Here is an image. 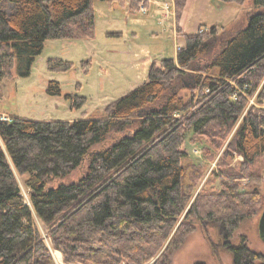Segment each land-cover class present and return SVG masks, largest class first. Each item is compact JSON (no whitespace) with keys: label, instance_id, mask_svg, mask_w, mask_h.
Segmentation results:
<instances>
[{"label":"trees","instance_id":"obj_1","mask_svg":"<svg viewBox=\"0 0 264 264\" xmlns=\"http://www.w3.org/2000/svg\"><path fill=\"white\" fill-rule=\"evenodd\" d=\"M188 1L175 0L177 21ZM94 4L0 0V95L16 62L19 74H30L47 39L94 36ZM254 6L233 32L215 25L185 33L178 26L186 42L177 58L153 62L145 82L109 103L101 118L0 115V264H58L37 217L65 264H170L204 221L221 226L235 264H264L246 235L233 240L264 210V172L254 167L264 154V0ZM48 61L54 71L74 66ZM49 85L50 94L62 92L58 81ZM66 96L73 108L87 100ZM187 141L200 144L209 162L221 154L209 177L189 157ZM235 153L244 160L222 165ZM86 159L79 181L52 185ZM25 175L29 200L18 178ZM247 177L252 187L244 189L240 179Z\"/></svg>","mask_w":264,"mask_h":264},{"label":"rangeland","instance_id":"obj_2","mask_svg":"<svg viewBox=\"0 0 264 264\" xmlns=\"http://www.w3.org/2000/svg\"><path fill=\"white\" fill-rule=\"evenodd\" d=\"M94 1L96 13L94 36L78 39L67 37L47 39L43 51L32 61L29 75L19 74L16 62L12 70L13 76L3 79L1 84V117L7 116L11 119L13 116H19L31 120L68 121L101 118L109 103L145 82L153 62L159 63L163 58L175 57L178 49L182 47L176 44L172 33L173 21L170 17L177 18L175 0H139L138 6L133 8V11L129 8L128 0L123 6L105 0ZM142 2L148 6L149 11L146 13L139 9ZM239 4L243 6L239 21L233 24L229 22L205 24L197 31L200 29L205 31L215 25L228 32L240 29L248 22L249 12L254 10L255 6L254 0H246L245 3ZM167 5L170 7L167 8ZM5 8L10 12L13 10L9 3L5 4ZM156 12L158 15L155 14ZM176 28V32L180 34L178 25ZM55 58L71 61L74 66L67 71L51 70L48 60ZM196 71L198 70L194 72ZM51 81H58L61 84V93L52 95L48 92ZM191 92L186 89L182 94L187 95L188 98ZM69 93L83 95L87 100L80 108H73L71 99L66 96ZM196 93L199 94V91L197 90ZM251 102L255 104L256 99L251 98ZM187 149L191 160L201 164L205 169L206 178L212 174L213 168L218 167V158L221 154L216 160L209 162L204 159L200 144L198 146L187 141ZM238 155L235 153L233 160L228 158L222 165L235 167L244 160L238 158ZM88 166L86 159L81 167L55 180L52 185L79 181L87 172ZM254 167H259L264 172V154L260 156ZM26 177L27 175L18 178L25 198L29 200V190L25 185ZM249 180V177L240 179L244 189L252 187ZM36 223L52 248L57 263L65 264L62 253L52 245L47 225L39 217L36 218ZM219 227L221 226H218V229L222 236ZM242 234L246 235L251 248L263 255L261 261L264 262V210L244 221L233 240L236 241L235 238ZM218 239L212 223L204 221L198 224L196 231L192 232L185 243L173 253L170 264H235L228 247L217 245Z\"/></svg>","mask_w":264,"mask_h":264},{"label":"crops","instance_id":"obj_3","mask_svg":"<svg viewBox=\"0 0 264 264\" xmlns=\"http://www.w3.org/2000/svg\"><path fill=\"white\" fill-rule=\"evenodd\" d=\"M128 2L130 10L133 11L131 6L132 0H128ZM242 10L243 6L240 4L225 3L221 0H189L179 20V24L176 21V17H170L173 21L172 33L174 34L176 44L183 47L186 42L184 35L176 32L177 25L185 33H194L199 27L205 26V24H217L219 22L233 24L241 19ZM155 14L158 15L157 12ZM178 40L181 41L179 42ZM176 55L174 56L177 57Z\"/></svg>","mask_w":264,"mask_h":264},{"label":"flooded vegetation","instance_id":"obj_4","mask_svg":"<svg viewBox=\"0 0 264 264\" xmlns=\"http://www.w3.org/2000/svg\"><path fill=\"white\" fill-rule=\"evenodd\" d=\"M208 223H212L213 224V229H214V231L216 232V235H218V243H217V245H224V247H226L227 246V244H226V241L225 240H223V238L221 237V234H220V231H219V229H218V225L216 224V222H208ZM220 234V235H219Z\"/></svg>","mask_w":264,"mask_h":264},{"label":"built area","instance_id":"obj_5","mask_svg":"<svg viewBox=\"0 0 264 264\" xmlns=\"http://www.w3.org/2000/svg\"><path fill=\"white\" fill-rule=\"evenodd\" d=\"M166 7L169 8L170 5H167ZM139 9H140L141 11L145 12V13L149 11V10H148V6L145 5V2L140 3V8H139ZM200 31H203V30L200 29ZM2 119L10 120V118H8L7 116H2ZM237 157H238V158H241V159H244L243 156L240 155V154H239Z\"/></svg>","mask_w":264,"mask_h":264}]
</instances>
